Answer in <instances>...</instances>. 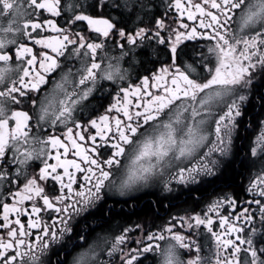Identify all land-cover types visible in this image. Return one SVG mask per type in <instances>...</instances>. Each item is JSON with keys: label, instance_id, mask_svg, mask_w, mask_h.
<instances>
[{"label": "snow or ice", "instance_id": "snow-or-ice-1", "mask_svg": "<svg viewBox=\"0 0 264 264\" xmlns=\"http://www.w3.org/2000/svg\"><path fill=\"white\" fill-rule=\"evenodd\" d=\"M0 21V264H264V94L259 167L215 187L264 87V0H0ZM152 188L206 198L106 227Z\"/></svg>", "mask_w": 264, "mask_h": 264}, {"label": "flooded vegetation", "instance_id": "flooded-vegetation-1", "mask_svg": "<svg viewBox=\"0 0 264 264\" xmlns=\"http://www.w3.org/2000/svg\"><path fill=\"white\" fill-rule=\"evenodd\" d=\"M162 10L163 9H161V11ZM3 23L4 21H0V24ZM262 94H264V87H261L259 82H257V88L254 91V94L250 97V104L247 106V113L244 117L241 118L243 120V125L237 129L236 136L234 137L233 155L230 157V164L242 161L243 165L245 166L242 188L248 182L249 172L251 171L254 173L256 171V168L259 167V165H257L256 168H253L251 164L250 146L251 140L254 139V130L250 125L257 122L253 119V117H259V114L261 112L262 101L259 99V96ZM249 108H251L250 111H248ZM252 109L255 112L258 109L260 111L259 114L257 116H252ZM244 133L248 135L245 141V148L243 151H238V149L240 148V144L244 142L242 137ZM221 189L228 192H235V190L230 187H222ZM211 190L212 189L209 188V192H211ZM238 194L243 195V192L241 191ZM139 196H141L142 199H139V202L137 204H133L131 202L128 204L114 203L115 200H120L123 198H112L109 201V204L114 207V213H117V215H113L114 213L112 214V219L110 223L106 225V227L111 228L112 231H118L119 226L123 225L126 220L129 223L154 222L156 225H161L168 221L170 216L175 215L177 212L183 214V211L185 209L191 210L193 208H196L197 211H199L196 202L197 197H199L200 200L206 198V194L196 195L194 192L189 193L188 189L168 193L161 191L159 188L148 189L146 190V192L140 193ZM146 200L152 203L153 211L151 213H155L156 216L160 217L159 219H157L156 216H152L151 213L136 217H127L128 214L133 213L135 210H139L143 202H146ZM157 200L160 201L158 205L154 203Z\"/></svg>", "mask_w": 264, "mask_h": 264}, {"label": "trees", "instance_id": "trees-1", "mask_svg": "<svg viewBox=\"0 0 264 264\" xmlns=\"http://www.w3.org/2000/svg\"><path fill=\"white\" fill-rule=\"evenodd\" d=\"M251 108L248 109L250 111ZM259 110L257 109L256 112L252 109L251 113L252 116H257L259 114ZM243 140L244 142L240 144V148L238 151H243L245 148V141L248 137L246 133L243 134ZM245 166L243 165L242 161L238 163L229 164V166L223 171V174L220 176L219 180H217L215 187L222 188V187H230L235 190L236 193H240L242 191V183H243V176H244ZM196 195H201L205 193H196ZM152 204L148 200L146 202H143L139 210H135L133 213L126 214L127 217H136L143 214H147L148 209L146 208V205ZM160 206V205H159ZM153 211V207L151 209V212ZM122 213V212H121ZM113 215H117V213H114Z\"/></svg>", "mask_w": 264, "mask_h": 264}]
</instances>
